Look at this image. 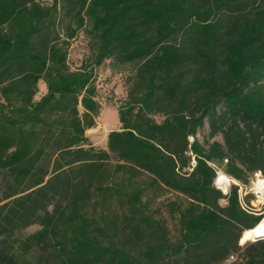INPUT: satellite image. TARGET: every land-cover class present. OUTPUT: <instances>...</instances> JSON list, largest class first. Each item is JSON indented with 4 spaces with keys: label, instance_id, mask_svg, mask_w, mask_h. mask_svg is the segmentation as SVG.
Returning a JSON list of instances; mask_svg holds the SVG:
<instances>
[{
    "label": "trees",
    "instance_id": "trees-1",
    "mask_svg": "<svg viewBox=\"0 0 264 264\" xmlns=\"http://www.w3.org/2000/svg\"><path fill=\"white\" fill-rule=\"evenodd\" d=\"M103 68L126 91L105 147ZM256 174L264 0H0V264H264Z\"/></svg>",
    "mask_w": 264,
    "mask_h": 264
},
{
    "label": "rangeland",
    "instance_id": "rangeland-1",
    "mask_svg": "<svg viewBox=\"0 0 264 264\" xmlns=\"http://www.w3.org/2000/svg\"><path fill=\"white\" fill-rule=\"evenodd\" d=\"M85 53V45L83 42H78L73 44V48L70 51V63L73 67H76L75 64L80 62V59L83 57ZM100 76L102 78V83H100L101 90V103L102 109L100 115L97 117L96 127L93 129H99L96 131L90 130L87 132L89 137H94L95 135L99 136L101 141L96 143L98 146H104L106 144V135L111 130L118 129L120 127L119 123H116L117 109L121 100L124 99L126 95V91L122 84V76L115 74L112 75L111 72L107 68H103L100 72ZM111 90V93H110ZM107 127V128H105ZM205 129L204 132H206ZM106 134V135H105ZM199 138L202 140L203 135L200 134ZM222 172V171H220ZM259 180H264V176L262 174H256L252 177L251 183L248 186H242L240 188V197L241 203L243 207L247 210L253 211L256 214H264V192L258 193V189L256 187V182ZM235 183L234 180L227 186L226 190H223L219 186L218 188L222 189L224 193L229 192L230 186ZM162 193H166L162 191ZM170 196L167 194L165 197ZM165 197H162L159 200H163ZM227 200L223 201V204H226ZM159 207V201L153 204V208ZM167 216V215H165ZM168 225L172 226L173 224L168 220ZM260 239V238H259ZM257 239L249 240V241H240L241 245H245L247 242H254ZM237 256L234 258H230L225 264H229L232 261H235Z\"/></svg>",
    "mask_w": 264,
    "mask_h": 264
},
{
    "label": "bare ground",
    "instance_id": "bare-ground-1",
    "mask_svg": "<svg viewBox=\"0 0 264 264\" xmlns=\"http://www.w3.org/2000/svg\"><path fill=\"white\" fill-rule=\"evenodd\" d=\"M107 128V127H105ZM106 135V134H105ZM107 136V135H106ZM232 179L227 176L225 173L220 172L217 179H216V185L222 188L223 190L227 189V186L231 183ZM237 183V182H236ZM256 187L258 189V193H263L264 192V180H259L256 182ZM264 226V218L261 219V221L252 229H247L243 236H242V241H249V240H254L255 238V231L259 227Z\"/></svg>",
    "mask_w": 264,
    "mask_h": 264
},
{
    "label": "clouds",
    "instance_id": "clouds-1",
    "mask_svg": "<svg viewBox=\"0 0 264 264\" xmlns=\"http://www.w3.org/2000/svg\"><path fill=\"white\" fill-rule=\"evenodd\" d=\"M255 231V239L264 238V226L259 227Z\"/></svg>",
    "mask_w": 264,
    "mask_h": 264
},
{
    "label": "crops",
    "instance_id": "crops-1",
    "mask_svg": "<svg viewBox=\"0 0 264 264\" xmlns=\"http://www.w3.org/2000/svg\"><path fill=\"white\" fill-rule=\"evenodd\" d=\"M116 123H119V120H118V113H117V116H116ZM91 133V132H90Z\"/></svg>",
    "mask_w": 264,
    "mask_h": 264
},
{
    "label": "built area",
    "instance_id": "built-area-1",
    "mask_svg": "<svg viewBox=\"0 0 264 264\" xmlns=\"http://www.w3.org/2000/svg\"><path fill=\"white\" fill-rule=\"evenodd\" d=\"M236 183V182H235ZM233 259V257H231Z\"/></svg>",
    "mask_w": 264,
    "mask_h": 264
},
{
    "label": "water",
    "instance_id": "water-1",
    "mask_svg": "<svg viewBox=\"0 0 264 264\" xmlns=\"http://www.w3.org/2000/svg\"><path fill=\"white\" fill-rule=\"evenodd\" d=\"M241 241H242V239H241Z\"/></svg>",
    "mask_w": 264,
    "mask_h": 264
}]
</instances>
